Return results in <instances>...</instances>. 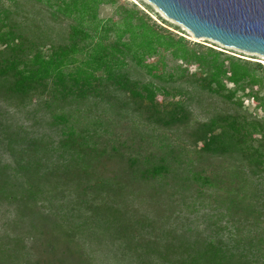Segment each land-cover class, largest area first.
Here are the masks:
<instances>
[{
	"label": "rangeland",
	"instance_id": "1",
	"mask_svg": "<svg viewBox=\"0 0 264 264\" xmlns=\"http://www.w3.org/2000/svg\"><path fill=\"white\" fill-rule=\"evenodd\" d=\"M117 1L128 7L135 5L176 37L264 67V59L259 55L227 48L211 40L195 39L145 0ZM0 3L13 10L12 25L22 34L24 50L15 54L0 45V65L13 56H31L37 50L47 52L51 46L66 43L69 21L53 20L45 7L31 1L0 0ZM112 14V7H101L100 17ZM189 70L193 72L194 67ZM129 75L143 83L150 80L133 65L129 67ZM191 83L189 80L168 85L172 88L167 89L170 93L158 94L151 105L109 85L102 89L100 96H90L80 102L63 101L49 91L19 96L8 93L6 82L0 78V163L9 164L10 169L18 165L24 168L26 164L18 161L28 158L25 151L32 154L45 151L46 154L39 156L46 157V164L52 166L54 148L64 138L63 125L55 124L52 117L64 113L70 116L69 125L73 124L88 144L96 145L98 151L93 165L87 168L92 179L118 175L123 181L134 180L125 189H110L115 194L103 189L97 197L92 189H85L77 202L91 199L96 201V207H109L94 217L91 208H84L82 215H71L65 204L76 198L73 189H42L35 201L18 210L17 204L0 198V236L19 237V225L13 221L23 215L37 227L19 245L24 247L29 264H81L80 261L118 264L122 255L126 259L121 264H144L153 255L148 244L163 245L182 234L226 237L234 232L241 238L252 233L264 235V175H254L252 167L239 154L213 156L202 151L203 143L210 136L207 127L212 119L223 120L229 116L262 119L264 107L241 92L235 98L236 101L240 98L241 105H234ZM158 164L166 165L168 173L144 181L141 171ZM195 174L207 177L210 184L193 181ZM37 183L40 187L39 180ZM234 198L244 203L236 206ZM247 203L255 206L252 213L242 207ZM33 213L44 218L29 216ZM105 219L108 220L103 225ZM55 222L68 232H57L53 227ZM100 231L104 232V240ZM96 232V237L85 236ZM97 255L116 256L112 261L101 263L91 258ZM130 257H137V262L133 263Z\"/></svg>",
	"mask_w": 264,
	"mask_h": 264
},
{
	"label": "trees",
	"instance_id": "2",
	"mask_svg": "<svg viewBox=\"0 0 264 264\" xmlns=\"http://www.w3.org/2000/svg\"><path fill=\"white\" fill-rule=\"evenodd\" d=\"M26 1L45 7L55 21H69L68 33L64 44L51 46L47 52L37 50L31 56H13L0 65V78L6 82L5 89L10 94L28 96L49 91L63 101L80 102L90 96H100L102 89L109 85L128 93L133 99L153 105L158 94L170 93L167 89L172 88L168 85L191 80L192 86L234 105H241L240 98L235 100L241 92L242 96L264 107V67L260 63L225 55L213 48L190 43L184 37H176L159 27L135 5H120L117 0ZM102 6L112 7L113 14L107 18L100 17ZM12 17L13 10L0 3V45L15 54L24 53L22 34L12 25ZM130 65L144 72L150 80L143 83L132 79ZM191 67H194L193 72L189 70ZM52 120L63 125L61 133L64 137L54 148L53 165L46 164V157L39 156L40 153L46 154L45 151L32 154L25 150L28 158H22L18 163L23 162L26 167L18 165L10 169L9 164L0 163L1 200L17 204L18 210L35 201L42 189H73L76 198L65 202L72 216L75 213L82 215L84 208H91L93 217L107 211L109 207H96V201L91 199L77 202L78 197L84 195L85 189H92L97 197L103 189L108 194H115L110 189H125V185L133 184L134 180L128 178L123 181L118 175L92 179L87 168L93 165L94 154L98 151L96 145L88 144L75 126L69 125V115L57 114ZM207 130L210 136L202 145L203 152L213 156L239 154L252 167L254 175H264V118L229 116L223 120L212 119ZM7 145H11L10 140ZM40 160L45 163H39ZM81 171L84 174L81 175ZM168 171L166 165L158 164L145 168L140 175L144 181H149ZM193 181L201 185L210 184L207 177L196 174ZM235 198L236 206L244 203ZM230 205H233L232 201ZM242 207L248 213L255 210L251 203ZM29 216L44 218L38 213ZM26 218L20 215L13 221L19 225V237L4 239L0 236V264H29L24 247L22 249L19 245L25 241L24 236L27 238L37 227ZM53 227L57 232H68L62 224L55 222ZM99 234L104 240V232ZM95 235L98 232L85 236ZM147 247L153 255L144 264H264L262 233H252L246 238L237 237L234 232L226 237L220 234L217 237L182 234L163 245L151 242ZM98 256L90 257L107 263L116 255ZM125 259L122 255L118 264ZM129 259L137 262V257Z\"/></svg>",
	"mask_w": 264,
	"mask_h": 264
},
{
	"label": "water",
	"instance_id": "3",
	"mask_svg": "<svg viewBox=\"0 0 264 264\" xmlns=\"http://www.w3.org/2000/svg\"><path fill=\"white\" fill-rule=\"evenodd\" d=\"M195 39L264 58V0H145Z\"/></svg>",
	"mask_w": 264,
	"mask_h": 264
},
{
	"label": "bare ground",
	"instance_id": "4",
	"mask_svg": "<svg viewBox=\"0 0 264 264\" xmlns=\"http://www.w3.org/2000/svg\"><path fill=\"white\" fill-rule=\"evenodd\" d=\"M264 59V58H263Z\"/></svg>",
	"mask_w": 264,
	"mask_h": 264
}]
</instances>
